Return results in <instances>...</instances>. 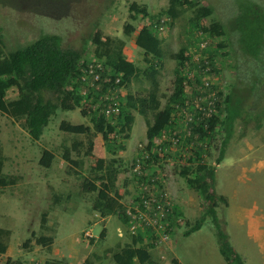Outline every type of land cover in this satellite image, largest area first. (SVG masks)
<instances>
[{
	"label": "trees",
	"instance_id": "16d2710c",
	"mask_svg": "<svg viewBox=\"0 0 264 264\" xmlns=\"http://www.w3.org/2000/svg\"><path fill=\"white\" fill-rule=\"evenodd\" d=\"M89 0H0V4L12 5L38 16L51 19L69 18L73 13L87 7ZM186 10H190L189 35L201 32L203 37L223 36L231 44L230 51L233 58V70L235 80L230 84L226 95L220 98L217 84L218 98H216L214 111L210 115L203 114V110L189 111L192 121L185 126L178 116L179 105L185 101L184 80L187 79L188 61L191 69L201 74L216 73L217 65L215 55L217 49L224 46L222 42L214 47L211 44L201 51L199 60H192L193 52L188 49L195 47L200 36L190 40L188 45L171 53L176 60L174 67V87L167 96L164 104L161 98L164 94L159 90V74L163 65L162 38L158 35V29L162 22H173ZM213 6L202 4L200 0H167L166 6L160 11L161 14H150L145 4L132 2L129 6V17L147 18L149 21L143 24L134 36L135 45L144 52V67L138 66L123 53L126 39L119 36H103L99 29L92 31L83 40L80 48L63 46L61 36L55 33H41L38 37L24 44L16 45L5 50V45L0 33V114L6 115L18 121L33 140H38L48 126L51 118L59 111L73 110L77 107L86 106L91 124L72 123L61 120L59 129L73 137L86 138L84 156H90L93 150V137L100 134L106 141L108 135L119 126L120 131L131 129L133 111L147 120L146 140L147 145L143 150L149 156L143 161V174L146 177L157 175L148 174L147 167L153 165L151 160L155 155L154 139L164 132L174 134L183 148L190 151L186 162L180 166L178 173L185 178L188 187L195 190L200 198L202 212L194 220V223L183 231L187 236L199 229L207 217L215 227V235L218 250L226 264H245L237 254L229 241V235L225 231V211L219 213L215 208L217 202L226 203L224 197L219 195L214 187L215 164L219 163L225 155L228 143L233 140L237 122L241 124V131L237 137H245L249 132L261 133L264 120V8L254 0H238L236 13L233 19L225 21L211 18L208 24L203 23V18L211 17ZM163 16V17H161ZM126 38L133 35L126 25L123 26ZM197 35V34H196ZM226 40V41H227ZM92 43V58L86 57V44ZM196 44V45H195ZM198 47V46H197ZM216 49V50H215ZM227 54V52H224ZM92 61L102 63L103 68L99 71V79L95 86H90L81 81V76ZM196 73V81H200ZM142 77L147 82L146 86L140 87L137 93L127 91L122 96L123 88L130 87L133 79ZM118 78V81L116 79ZM188 81V80H187ZM122 88H121V87ZM16 89L17 94L8 98L9 89ZM86 89L87 91H83ZM118 89H121L118 92ZM116 94V104L119 113L115 117H107L105 109L112 102L109 96ZM206 107V104L203 103ZM151 120L149 121V117ZM110 118H114L113 121ZM222 135L215 164L204 160V153L209 141L215 135ZM236 141V140H235ZM171 142L164 139L162 149L169 148ZM83 141L74 139L71 146L62 144V158L70 165L81 166L82 159L71 156L74 151H81ZM176 145V146H178ZM172 146V145H171ZM191 147V148H189ZM166 154L170 155L171 152ZM178 152H175V155ZM139 153H136L137 156ZM53 153L46 151L39 159L44 167L52 164ZM133 157V161L135 160ZM5 156L0 146V188L14 186L20 176L3 172ZM121 162V160H120ZM120 162L112 159L106 163L104 158H96L91 166L94 174L92 180H81L80 188L76 193L53 192L52 202L61 205L71 197H82L88 204L87 211L96 212L101 217L116 215L123 226L137 224L135 231H131L129 242L121 243L119 239L112 246L104 248L103 256H112L116 264H157L153 259L150 248L162 237L168 239L174 232L175 227L181 224L183 217L181 206L175 203L169 193V201L165 203V196L161 197V203L165 210L163 216L158 213L155 219L161 222L160 226H153L147 220H142L133 207L134 203L122 204L121 195L116 189V177L120 172ZM131 168V166H130ZM157 180V178H156ZM162 190L169 192L160 182ZM164 192V191H163ZM139 207V206H138ZM140 208V207H139ZM134 213L132 217L128 213ZM39 235L32 236L34 244L48 250L54 240V233L45 230H53L48 226L47 212L40 214ZM139 227V228H138ZM105 230V229H104ZM99 233V240L104 239L105 231ZM11 235L9 228L0 227V254L7 251ZM151 239L150 242L145 240ZM31 240L23 241V248L29 250ZM97 255V254H96ZM99 257V256H97ZM58 260L46 261L45 264H59ZM5 264H24L20 258L5 260Z\"/></svg>",
	"mask_w": 264,
	"mask_h": 264
},
{
	"label": "rangeland",
	"instance_id": "374dc122",
	"mask_svg": "<svg viewBox=\"0 0 264 264\" xmlns=\"http://www.w3.org/2000/svg\"><path fill=\"white\" fill-rule=\"evenodd\" d=\"M237 1L200 0L205 5L210 3L214 9L211 17L203 18V23L208 24L211 18L224 21V23L229 18L231 21L236 13ZM254 1L264 8V0ZM132 2L145 4L150 14H161L160 11L167 4V0H89L86 8L78 9L71 17L59 20L34 15L18 7L16 3L12 5L0 4V33L5 50L33 40L41 33L58 34L61 36L63 46L80 48L83 40L92 31L99 29L103 36L125 38L126 46L123 50L125 57L130 58L138 66L144 67L143 56L145 54L141 48L135 45V35L131 34L126 38L123 32L124 25L135 33L149 21L147 18L137 17L133 20L129 17V6ZM189 16L190 10H186L173 22L169 20L162 22L161 28L157 31L162 38L164 53L163 65L159 74V90L164 94L161 98L162 105L174 87L176 60L171 57V53L176 52L181 45H188L197 34L196 32L193 35L188 33ZM211 37L212 46L216 47L219 42L224 44L223 47L217 49L215 55L217 69L215 75L212 76L217 83L220 98H223L230 84L235 80L233 58L230 51L231 44L228 43L226 37ZM85 46L86 57L92 58L90 55L92 43L88 42ZM188 50L193 51V48ZM187 66L190 69L189 63ZM146 85L147 82L142 77H138L132 80L129 89L123 88L121 94L125 95L128 90L137 93L140 87ZM16 94V89L12 88L8 90L7 97L11 98ZM132 113L133 121L129 131L122 132L118 126L108 135L106 141L100 134L93 137L94 145L90 156L83 155V150L87 146L85 137H73L59 129L60 121L64 119L72 123L91 124L86 106L57 112L38 140L31 139L18 121L0 114V146L5 156L3 172L20 176L14 186L0 188V227L11 230L7 251L5 254H0V264H5L7 258H20L24 264H45L46 261L54 260H58L59 264H116L112 256H103L104 248L112 246L119 238L121 243L129 242L130 229L123 226L116 215L101 217L96 212L87 211L88 204L84 201L85 198L71 197L66 203L56 205L52 202V194L53 192L67 191L76 193L80 188L81 180L93 179L94 174L91 166L95 164L96 158L101 157L105 159L106 163L111 162L112 159L118 162L121 160L120 172L116 177V189L121 195L120 202L130 204L134 203V199L137 200L140 190L136 184V177L131 173L130 166L135 154L141 148H146L147 120L135 111ZM110 120L113 121L114 118ZM240 126L241 124L237 122L233 140L228 143L226 153H230L231 150L228 149H233L242 142L244 137H237L241 131ZM262 133L264 134V132ZM252 134L254 133L249 132L248 135ZM76 138L82 140L83 145L79 154L72 151L71 156L82 159L81 166L69 165L61 156L62 144L70 147ZM222 138V135L217 134L209 141L204 153V160L207 163L214 164L213 160L217 155ZM166 149H168L167 152H171L170 155L166 154ZM46 151H51L54 154L49 167H44L39 163L41 155ZM175 152L178 153L175 155ZM153 154L155 157L151 160L153 165L147 167L148 174L157 175L159 180L164 182V187L171 193L173 201L185 212V215L180 219L181 224L175 227L173 234L168 239H160L156 244L153 243L154 245L150 248L153 259L157 264H226L218 250L215 227L211 217H207L199 229L187 236L183 235V231L194 223L203 210L197 192L188 187L185 178L178 173L180 166L186 162L190 151L187 147L183 148L180 143L178 146L170 144L169 148L163 149L155 146ZM259 169H261L260 166L254 173L260 176L259 178L257 176V181L262 182L264 173ZM219 184L220 190H215L217 193H221L225 199L226 196L231 199L234 195L239 201H243L246 207L250 206L251 199L259 200L262 203V207L255 209L254 213L257 212L256 216L261 223L257 226L264 230V184L254 191L243 186L241 180L238 182L221 180ZM135 203L137 204V202ZM225 204L219 201L217 205L215 204L219 213L218 217H220V212L224 210L226 212ZM45 211L47 212L48 226L54 228V231L45 230L47 233H54L50 250L34 244V238L41 233L40 214ZM241 215L242 212L238 211L239 219ZM224 228L232 244L231 232L227 223L224 224ZM58 229L60 233H57ZM102 230L105 231L104 239L100 241L98 237ZM28 238L31 240L29 250L22 246L23 241ZM242 238L244 236L240 235V239ZM252 238L255 236L252 235ZM240 239L236 242L238 246H250ZM145 241L150 242L151 239L146 238ZM246 241L253 243L249 239ZM234 249L245 264H260L250 249L242 247Z\"/></svg>",
	"mask_w": 264,
	"mask_h": 264
},
{
	"label": "built area",
	"instance_id": "2783aa9c",
	"mask_svg": "<svg viewBox=\"0 0 264 264\" xmlns=\"http://www.w3.org/2000/svg\"><path fill=\"white\" fill-rule=\"evenodd\" d=\"M161 28V26L159 27ZM201 32H198L196 36H200V39L197 41V45L193 48V51L188 50L190 54L193 52L192 60L197 62L201 51L208 46L210 39L203 37ZM198 46V47H197ZM189 63V61H188ZM190 65V63H189ZM193 66L190 65L188 69L187 79L184 80L185 85V101L183 106L179 105L178 116H180V122H183L186 126L188 122L192 121L193 117L189 111L191 110H203V114L210 115L214 111V105L216 98H218L217 89L214 88V84H217L212 78L215 75L214 72L206 73V69L202 70V73L199 74L195 70L191 69ZM103 68L102 63L97 61H92L87 64L82 76L81 81L90 85L95 86L96 82L99 79L100 70ZM196 73L199 75L200 81H196ZM188 80V81H187ZM118 81V78L116 79ZM121 87V86H120ZM122 88V87H121ZM121 89H118V92ZM87 91L86 89L83 90ZM112 102L108 104L105 109V115L107 117H114L119 113V109L116 104V94L109 96ZM203 103L206 104V107L203 106ZM176 131H172V134L163 133L162 135L154 139L155 146H159L162 149L163 137L169 139L172 146L178 145L179 140L174 136ZM140 154L135 156V160L131 163V173L136 177V184L138 186L139 197L137 204L140 207H133L138 213V216L142 220H147L153 226H160L161 222L158 219H155L156 215L160 213V217L163 216L165 207L161 203V197L165 196V203L169 201V192L162 190L163 186L160 183L162 180H159L158 176L146 177L143 172V161L148 158L149 154L147 151L140 149ZM138 152V153H139ZM164 191V192H163ZM128 213L131 214V211L128 210ZM132 217L136 215L131 214ZM136 224H130L128 227L131 231H135ZM166 239V237H162Z\"/></svg>",
	"mask_w": 264,
	"mask_h": 264
},
{
	"label": "crops",
	"instance_id": "0c3cea01",
	"mask_svg": "<svg viewBox=\"0 0 264 264\" xmlns=\"http://www.w3.org/2000/svg\"><path fill=\"white\" fill-rule=\"evenodd\" d=\"M137 31H135L133 35H136ZM123 50H125V47ZM127 59L131 60L130 58ZM262 132H264V124L261 133L247 135L242 139V142L233 149H228L231 151L230 153L225 152L224 158L228 155L226 159L223 158L217 164H215L213 160V163L217 165L214 176L215 189L220 190L219 183L221 180H233L234 182L241 180L242 185H245L246 188H250L251 191L262 187L264 181H257L260 176L254 173L258 170L259 166L261 167L259 170H263L264 173V134ZM223 160H226V162H223ZM218 194L221 195V193ZM225 200V218L227 227L229 226L231 232L232 247L234 246L236 249H240L241 247L247 250L250 249L255 259L258 260L260 264H264V230L257 226L261 223L258 216H256L257 212L254 213L255 209L260 206L262 207V203L259 200L258 202L251 199L250 206L246 207L245 203L239 201L234 195L231 199H228L226 196ZM182 211L184 214L183 208ZM238 211L242 212L240 219L238 217ZM57 233H60L59 229ZM240 235L244 236V238L240 239ZM252 235H254L255 238H252ZM238 239L246 244H250V246H238L236 243ZM247 239L251 240L254 245L251 242H247Z\"/></svg>",
	"mask_w": 264,
	"mask_h": 264
},
{
	"label": "bare ground",
	"instance_id": "6f19581e",
	"mask_svg": "<svg viewBox=\"0 0 264 264\" xmlns=\"http://www.w3.org/2000/svg\"><path fill=\"white\" fill-rule=\"evenodd\" d=\"M117 115H118V114H117ZM117 115H116V116H117ZM114 117H115V116H114ZM110 119H112V118H110Z\"/></svg>",
	"mask_w": 264,
	"mask_h": 264
}]
</instances>
